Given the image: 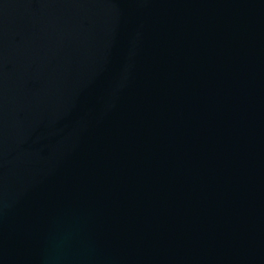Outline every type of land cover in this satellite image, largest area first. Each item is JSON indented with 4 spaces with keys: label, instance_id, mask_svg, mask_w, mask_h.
<instances>
[{
    "label": "water",
    "instance_id": "1",
    "mask_svg": "<svg viewBox=\"0 0 264 264\" xmlns=\"http://www.w3.org/2000/svg\"><path fill=\"white\" fill-rule=\"evenodd\" d=\"M264 264V0H0V264Z\"/></svg>",
    "mask_w": 264,
    "mask_h": 264
},
{
    "label": "clouds",
    "instance_id": "2",
    "mask_svg": "<svg viewBox=\"0 0 264 264\" xmlns=\"http://www.w3.org/2000/svg\"><path fill=\"white\" fill-rule=\"evenodd\" d=\"M75 243L76 236L71 228L54 233L48 241L46 264H70Z\"/></svg>",
    "mask_w": 264,
    "mask_h": 264
}]
</instances>
